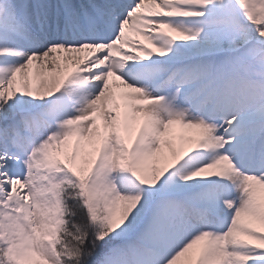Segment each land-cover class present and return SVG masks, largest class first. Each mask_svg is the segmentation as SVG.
Instances as JSON below:
<instances>
[{
  "label": "snow or ice",
  "instance_id": "6c2138e0",
  "mask_svg": "<svg viewBox=\"0 0 264 264\" xmlns=\"http://www.w3.org/2000/svg\"><path fill=\"white\" fill-rule=\"evenodd\" d=\"M0 264H264V0H0Z\"/></svg>",
  "mask_w": 264,
  "mask_h": 264
}]
</instances>
